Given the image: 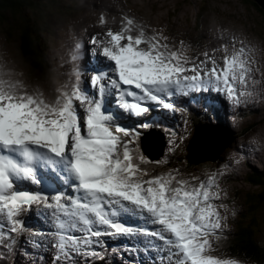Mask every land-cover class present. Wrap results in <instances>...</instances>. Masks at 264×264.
Here are the masks:
<instances>
[{
  "label": "snow or ice",
  "instance_id": "6c2138e0",
  "mask_svg": "<svg viewBox=\"0 0 264 264\" xmlns=\"http://www.w3.org/2000/svg\"><path fill=\"white\" fill-rule=\"evenodd\" d=\"M102 35L91 37L96 65L90 77L75 69V82L54 96L30 93L0 73V248L20 244L35 207L37 216L50 218L55 264L103 260L107 238L126 241L123 251L143 249L152 264H240L211 253L212 238L219 240L227 228L220 179L246 158L247 146L204 179L178 178V169L156 175L135 147L140 130L155 121H135L154 107L174 115L176 98L199 103L197 92L223 93L237 109L246 104L256 95L249 82L259 83L252 76L251 47L240 39L229 54L224 46L221 67L207 53L199 63L191 61L182 43L172 50L166 36L155 30L149 35L132 17L123 18L119 31L109 28ZM80 48L75 45L73 61ZM187 125L185 118V133ZM166 131L172 152L185 135Z\"/></svg>",
  "mask_w": 264,
  "mask_h": 264
},
{
  "label": "rangeland",
  "instance_id": "374dc122",
  "mask_svg": "<svg viewBox=\"0 0 264 264\" xmlns=\"http://www.w3.org/2000/svg\"><path fill=\"white\" fill-rule=\"evenodd\" d=\"M37 2H39V4L43 7L41 9L42 13H39L36 16V19L38 20L40 26L46 29L45 32L43 31L41 33V36L44 40V43L49 42L50 44V47L47 45V58L52 59L53 66L59 70L58 72L61 78L65 81V84H71L75 82L74 77H71V75H74L69 73V70L71 69L68 67V61H73L71 56L72 52H70L68 55L65 54L66 60H59L61 59V51L59 50V46L64 45V47H67L68 44H70V42L65 41L67 36H64L67 34V28L69 29L68 39L75 41L77 37L83 34V26L88 28L91 26V28H94L89 33L97 31V34L102 35L109 28H111L113 31H119L122 26L123 18L128 16L134 18L137 23L145 25L149 35H151L153 30H155V32L161 34L162 36H166L168 38L167 43L172 50L181 49L182 43V50L184 51L185 55L190 58V60L194 56L197 57L203 53L205 56V53H207L209 57L214 58L218 63L219 60H223V56L225 55L224 46H227V51L230 54L233 50L232 44L235 43V47L239 48V40L244 39L245 44L251 47L252 51L250 56L255 61V63L252 65V76L255 80L259 81V83L255 85H252L251 82H249V85L252 91H254L256 94H260L261 98L257 101H254L253 103L248 101L247 104H242V106L251 111L257 110L258 107H260L261 110L255 114H250V116L245 119L239 120V126L243 121H245L243 126L250 122H256L257 127L245 138L239 139V142L237 141V145L241 146L246 144V142L249 143L252 138H256L259 145H264V15L257 8L252 7L251 3L247 0H37ZM58 10H62L64 12L62 13ZM0 11V47L3 48H0V73H3V71L7 69L8 79L14 77L15 73V77L21 79V74H23V77L26 76V82L31 84L30 89L20 80L19 81L30 93L39 90L40 92H43L45 96H54V94H56V86L54 83L52 84V87L49 88V86L38 83L36 79L29 77V68L26 64H24L22 56L19 52V49H21V33H19L18 28L22 23V17L19 16L20 13L9 12V9L7 11H5V9ZM101 15H103L106 21V23L103 25L100 24ZM200 18L202 21H200ZM223 26L233 27L230 33L234 34L233 37L237 38L236 41L234 42L232 37L230 42H226L224 37H219L216 43L211 44L213 52L207 51L206 48L209 45L208 40L204 39L199 41V38L202 37L200 35H215L216 33L220 32V29L215 28ZM222 38H224L225 41H222ZM82 40L83 39H80L77 44L83 42V44H85L86 47L91 50L89 44L91 43V40L86 36L84 41ZM161 42L163 43L164 41ZM246 42L251 43L247 44ZM74 47L75 46L72 44L69 45L71 51H73ZM220 49L224 54L219 53ZM78 53L81 54L82 52L79 51ZM75 69H79V63H76V68L74 67L72 70ZM12 71H15V73H12ZM88 77H90L89 73L85 78ZM214 99H217V97ZM181 100H187V98L177 97L175 101L177 111L174 115L171 111V113H169L176 126L172 128V124H170L171 127L167 130H175L177 134L186 135L189 133V130L194 128V124L189 118H187L188 131L187 133L184 132L185 118H183L180 113L182 115H185V113L179 111ZM204 108L205 107L202 106L201 111H203ZM154 115H156V113H151L150 118ZM158 115L161 116L162 112L158 111ZM211 122L212 121L210 119V123ZM164 134L166 145L163 155L160 158V154L158 155L159 161L171 164L170 170L178 169L179 174H181L185 170L184 166L182 165L185 160L183 157H178L177 153H186L185 147L191 139L192 132L190 135H187L183 143L179 144V146L172 152L168 151V140L170 137L167 134V131L164 132ZM214 135V133L210 132V135L207 137H213ZM205 137L206 136L204 133L200 131L199 138L206 140ZM221 140L223 141V139ZM226 143L228 142L226 141ZM237 145H235V147H237ZM220 147L221 143H214L210 149L207 148L203 154H200L207 159H216V161L209 162L206 165H203L204 161L206 162L209 160L201 161L202 163L199 165L201 167L196 165V173H204L207 177L212 172L218 170L226 162L231 163L230 157H232L234 153H237L235 147L231 146L229 149H227L223 156L219 154V157L218 153L215 156L213 151L218 150ZM227 147H225L224 150ZM250 149L253 150L255 148L251 147ZM256 156L257 157L253 156V160L251 159L250 163H243L244 166L242 167L241 171H238L240 167L237 170H234L236 167L232 165L233 169L231 168L227 174H232L233 176L235 174L236 176L234 178L229 180V177L224 175V177L220 179V186L224 192L227 193V196L223 200V203L227 204L229 209L227 213V225L231 223L232 228H237L238 225L252 223V211L246 212L245 216L242 215L245 213L246 206H249L246 205V202L249 201L246 194H252V196H255L253 199L256 200L258 190H256V187L250 188V185L246 182L247 176L244 180L243 174L248 171V174L254 176V173H257V171H260V169H264V155L259 153ZM166 172L168 171H164V173ZM251 176H248V178L252 179L253 177ZM249 179L248 181L251 182ZM256 209V217L258 218L257 225L260 227L257 229L260 230L258 234V238L260 240L258 243L260 244L263 242L264 245V211H262L263 208L261 206H258ZM221 212L223 213V209H221ZM233 212L235 213L234 215ZM236 216V220H233V217ZM255 227L256 226H254V228ZM109 240L116 243H124V241L116 238H110ZM46 248H44L42 251L45 253V255L47 251ZM10 254L12 255V261L10 264H13V262L16 264H24L22 260L18 259V255L14 249L4 251L3 248H0V264H7ZM23 255L29 260L30 264L31 259L34 256L31 254L27 256L25 252ZM124 255L126 254L124 253ZM122 258L123 256L119 258L116 253H112L111 256L105 257L103 261L106 264H113L120 262V260L122 261ZM244 259L245 258H242L241 260L245 262ZM91 260L92 264L96 262V259L94 261L93 259ZM79 262L80 264H85L84 258H80ZM38 264L44 263L39 261Z\"/></svg>",
  "mask_w": 264,
  "mask_h": 264
},
{
  "label": "trees",
  "instance_id": "16d2710c",
  "mask_svg": "<svg viewBox=\"0 0 264 264\" xmlns=\"http://www.w3.org/2000/svg\"><path fill=\"white\" fill-rule=\"evenodd\" d=\"M251 3L252 7L257 8L264 15V10L253 0H247ZM43 6L37 2V0H0V10L5 9L9 12L15 13L19 12L20 17H22V23L19 26L18 30L20 34V44L21 49L19 52L22 56L24 64L30 67L31 71L35 73L36 78L46 84L48 83V70L47 67L53 68V63L46 56V50L48 46L50 47L49 42L44 43V40L41 36V33L46 31L42 26H40L36 16L41 12ZM59 12H64L58 10ZM1 12V11H0ZM3 13V12H2ZM34 15V16H33ZM21 27V28H20ZM22 30V31H21ZM48 45V46H47ZM47 47V48H46ZM56 80V79H55ZM253 125L248 126L243 130V134L247 131L252 130ZM195 162V161H192ZM190 163V162H189ZM185 163V166L193 169L194 166L192 163ZM184 164V163H183ZM156 166H160L156 164ZM153 167V166H152ZM264 174H261L262 178L253 177L252 179L248 178L252 185H257L258 194L256 195V200L253 199L255 196L248 194V202L246 205H249L247 211H252L253 216L251 218L252 223L245 226V229H241L240 232L232 234L228 242L225 245V252L221 253L225 255H235L238 257H244L255 261L259 264L263 262L264 264V251L259 248L256 241L255 229L251 227L252 224H256V212L258 206H261L264 210ZM252 187V186H251ZM251 207V208H250ZM255 215V216H254ZM250 221V222H251ZM229 253V254H228Z\"/></svg>",
  "mask_w": 264,
  "mask_h": 264
},
{
  "label": "bare ground",
  "instance_id": "6f19581e",
  "mask_svg": "<svg viewBox=\"0 0 264 264\" xmlns=\"http://www.w3.org/2000/svg\"><path fill=\"white\" fill-rule=\"evenodd\" d=\"M169 8V7H168ZM63 13V12H62ZM88 31V30H87ZM221 38V37H220ZM219 39V38H218ZM222 41H225V39L224 38H222L221 39ZM86 46V45H85ZM86 48V47H85ZM95 51V50H94ZM94 51H92L91 52V56H93L92 55V53L94 52ZM83 65L84 66H86V67H89V69H90V72H89V75H91V73H92V71H93V66H95L96 65V59L94 58V57H91V58H88L85 54L83 55ZM221 67H222V64H219ZM209 67H211V65H208ZM212 94V93H211ZM215 96H217L218 97V100H219V102H220V105H221V112L222 113H227L228 112V110H229V108H230V105L228 104L227 106H224V103H225V100L223 99V93H220V94H218V93H216L215 91H213V94H212V97H215ZM156 111H158L155 107L152 109V111L149 113V114H146V116L145 117H142V118H140L139 120H137V121H135V123L136 124H140V123H143L142 122V120L143 119H145V120H148L149 121V118H150V115H151V113L152 112H156ZM160 112V111H159ZM155 116H158V115H155ZM204 118H206L207 116H203ZM130 123H132V122H130ZM200 124L201 123H199V125L198 126H200ZM200 127H198V129H199ZM211 133H214V132H211ZM206 138V140H209L211 137H205ZM242 146V145H241ZM244 146H247L246 148L247 149H245V152H246V158L244 159L245 160V162H247V163H250V160L252 159L253 160V156L254 157H257L256 155L257 154H255L254 152H256V149H253L252 151H249V148H254V146L253 145H251L250 144V142L248 143V142H246V144H244ZM240 148V147H239ZM238 148V146L237 147H235V150H236V152H237V150L239 149ZM251 152V153H250ZM253 153V154H252ZM251 155V156H250ZM252 157V158H251ZM248 172V171H247ZM246 179V178H245ZM249 188V187H248ZM237 204V203H236ZM251 208V207H250ZM36 212V211H35ZM29 215V214H28ZM36 213L34 214V213H31L30 214V218H28L27 216H26V227L28 226V227H30V228H32V230H33V232H35V233H37L38 234V231L41 229V232L40 233H43L44 235H42L43 237H44V239H46V240H53V237L50 235V232H51V230H52V226H51V223H50V218L49 219H45L44 217H42V216H40V217H42L44 220H45V223L41 226V228H39V229H36V228H34V227H32L31 226V223H30V219H34L36 216ZM33 232H31V236L34 238V240H35V242H36V245L41 249V251H43V249L47 246L46 245V243L44 242V241H42L41 239H39L38 238V235L36 234V235H32V233ZM23 246H25L26 248H27V255H29V254H31V255H34V256H39L38 254H36L34 251H33V249L30 247V246H28V245H26V244H22L21 246H20V248H19V251L21 250V249H24L23 248ZM22 256L21 257H23V259H26L25 258V256L23 255V254H21ZM50 255H51V253H50ZM132 260L134 261V259L132 258ZM1 261V260H0ZM3 262V261H2ZM128 263H129V261H128ZM134 263L135 264H137L135 261H134Z\"/></svg>",
  "mask_w": 264,
  "mask_h": 264
},
{
  "label": "water",
  "instance_id": "95a60500",
  "mask_svg": "<svg viewBox=\"0 0 264 264\" xmlns=\"http://www.w3.org/2000/svg\"><path fill=\"white\" fill-rule=\"evenodd\" d=\"M253 1H255L264 10V0H253ZM198 127L200 128L198 129ZM198 127L195 130L194 137L191 139L188 145V150H189L188 158L196 162L206 160L207 158L200 154H203L207 148L210 149L212 147V144L220 142V138H217L216 135L211 137L209 140H203L199 138L200 131H202L206 137L210 135V132H214V133H219V132L216 131L215 129H212L211 126L208 125H201ZM227 146H228L227 143H222L221 147L218 148V150L213 151L215 156L217 155V153L218 155L222 153L224 148Z\"/></svg>",
  "mask_w": 264,
  "mask_h": 264
}]
</instances>
